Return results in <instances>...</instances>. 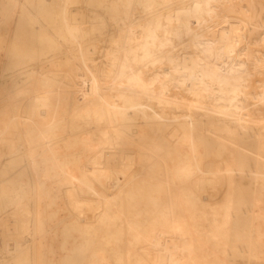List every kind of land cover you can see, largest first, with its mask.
I'll return each mask as SVG.
<instances>
[{"label": "bare ground", "instance_id": "6f19581e", "mask_svg": "<svg viewBox=\"0 0 264 264\" xmlns=\"http://www.w3.org/2000/svg\"><path fill=\"white\" fill-rule=\"evenodd\" d=\"M0 264H264V0H0Z\"/></svg>", "mask_w": 264, "mask_h": 264}, {"label": "rangeland", "instance_id": "374dc122", "mask_svg": "<svg viewBox=\"0 0 264 264\" xmlns=\"http://www.w3.org/2000/svg\"><path fill=\"white\" fill-rule=\"evenodd\" d=\"M239 6V5H238ZM239 8H241V7H239Z\"/></svg>", "mask_w": 264, "mask_h": 264}]
</instances>
